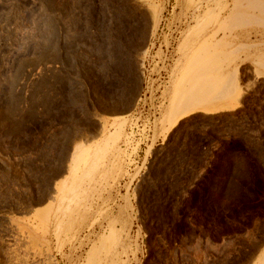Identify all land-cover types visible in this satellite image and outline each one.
<instances>
[{"label": "rangeland", "instance_id": "rangeland-1", "mask_svg": "<svg viewBox=\"0 0 264 264\" xmlns=\"http://www.w3.org/2000/svg\"><path fill=\"white\" fill-rule=\"evenodd\" d=\"M0 264H264V0H0Z\"/></svg>", "mask_w": 264, "mask_h": 264}, {"label": "bare ground", "instance_id": "bare-ground-1", "mask_svg": "<svg viewBox=\"0 0 264 264\" xmlns=\"http://www.w3.org/2000/svg\"><path fill=\"white\" fill-rule=\"evenodd\" d=\"M119 29L120 30H122V32H126L127 30H128V28H126V27H120L119 26ZM121 32V31H120ZM194 99V98H193ZM195 100V102H196V99H194ZM195 102H191V103H194V104H188V105H186V106H188V108L183 112V113H181L182 115H185V117H189V116H191V115H193V114H195L196 112H198V111H201L202 109H204L203 107H201V106H199V105H195L196 103ZM199 103V102H198ZM202 103V102H201ZM222 107V106H221ZM225 107V106H224ZM224 107H222L221 109H226V108H224ZM220 108V107H219ZM228 108V107H227ZM231 108V107H230ZM233 108V107H232ZM220 109V110H221ZM206 111H210L209 109H205ZM213 110H218L219 111V109H213ZM213 110H212V112H213ZM233 110V109H232ZM204 111V110H203ZM214 111V112H215ZM171 119H174V118H172V116H167V114H166V117H165V122H167V124L169 125V128L166 130V132H165V134H164V140L167 138V136H168V134H170V132H171V130L175 127V125L177 124V122H178V120L177 119H174L173 121L171 120ZM171 122V123H170Z\"/></svg>", "mask_w": 264, "mask_h": 264}, {"label": "built area", "instance_id": "built-area-1", "mask_svg": "<svg viewBox=\"0 0 264 264\" xmlns=\"http://www.w3.org/2000/svg\"><path fill=\"white\" fill-rule=\"evenodd\" d=\"M166 26H167V23L164 22V23L162 24L161 29L158 31V33H157V35H156V37H155V40H154V48H152V50H154V51H155V50H159V48L162 49V51L164 52V56H163V58H164V62H167L168 57H169L170 54L172 53L171 50H173V46H174V42H173V41L170 42L171 45H170L169 47H167V46L165 45V43H164V35H163V34H165L166 32H168ZM154 54H155V53H153V56H154ZM151 56H152V55H151ZM149 59H150V57H149ZM149 61H150V60H147L146 63H149ZM149 64H150V63H149ZM161 73H163V71H162Z\"/></svg>", "mask_w": 264, "mask_h": 264}, {"label": "crops", "instance_id": "crops-1", "mask_svg": "<svg viewBox=\"0 0 264 264\" xmlns=\"http://www.w3.org/2000/svg\"><path fill=\"white\" fill-rule=\"evenodd\" d=\"M110 123H111V122H110ZM136 132H137V131H136ZM138 137H139V139H141V137H140V136H138ZM90 141H92V140H90ZM90 141H89V142H90ZM84 142H85V141H84Z\"/></svg>", "mask_w": 264, "mask_h": 264}]
</instances>
